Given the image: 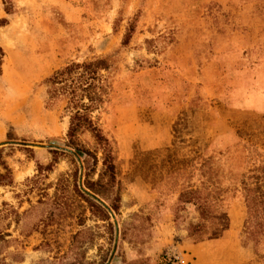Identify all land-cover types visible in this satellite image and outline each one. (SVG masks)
Listing matches in <instances>:
<instances>
[{"label": "rangeland", "instance_id": "1", "mask_svg": "<svg viewBox=\"0 0 264 264\" xmlns=\"http://www.w3.org/2000/svg\"><path fill=\"white\" fill-rule=\"evenodd\" d=\"M0 47V264H264L241 197L264 162V0H0ZM99 56L109 89L90 116L119 191L108 221L72 190L68 114L45 83ZM190 189L223 214L201 241L178 196Z\"/></svg>", "mask_w": 264, "mask_h": 264}, {"label": "trees", "instance_id": "2", "mask_svg": "<svg viewBox=\"0 0 264 264\" xmlns=\"http://www.w3.org/2000/svg\"><path fill=\"white\" fill-rule=\"evenodd\" d=\"M4 9L8 11L6 6ZM123 36L121 44L126 42L128 33L125 32ZM2 57L0 47V71ZM108 67V56L70 61L45 79L48 99H61L63 110L68 114L64 145L74 150L66 151L73 163V169L68 174L72 190L85 202V206H80L86 207L91 215L95 214L103 221H108L109 211L116 212L118 209L119 191L118 188L113 189L116 182L115 156L109 140L91 119L90 112L105 100L109 83L100 70H107ZM84 133H88L93 140L92 150L83 147L78 138ZM98 161L100 168L96 178L92 179ZM3 167L9 172L6 166ZM258 167L256 174L248 176L250 182H242L241 197L245 206L242 232L245 239L251 242L254 254L264 258V162ZM3 176L0 174V184H9L11 179L3 180ZM80 176L83 177L82 187L78 184ZM178 196L196 205L198 221L188 227V235L193 240L210 238L223 226V214L219 216L221 213L214 206L219 200L216 195L200 194L190 189L185 195L179 193ZM102 200H108L107 205ZM75 217L79 222L82 220L81 213Z\"/></svg>", "mask_w": 264, "mask_h": 264}]
</instances>
